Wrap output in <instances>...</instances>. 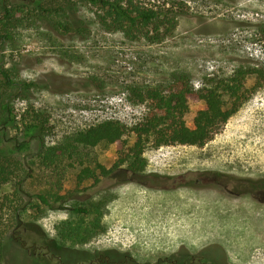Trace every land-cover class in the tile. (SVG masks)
Returning a JSON list of instances; mask_svg holds the SVG:
<instances>
[{
  "label": "rangeland",
  "instance_id": "374dc122",
  "mask_svg": "<svg viewBox=\"0 0 264 264\" xmlns=\"http://www.w3.org/2000/svg\"><path fill=\"white\" fill-rule=\"evenodd\" d=\"M16 1L24 7L10 40L0 44V64L15 80L35 86L15 96L11 106L19 128L32 111L48 120L30 151L18 155L31 172L26 195L17 202L13 183L0 186L1 220L9 222L14 209L27 205L16 233L24 246L50 243L64 222L89 223L101 208L100 230L69 248L103 253L112 263L155 264L180 249H207L218 256L222 250L228 264H264V82L253 91L255 76L246 80L248 99L212 140L203 147L148 145V166L135 177L117 171L99 182L78 183V158L46 159L47 150L67 146L90 126L109 119L127 127L141 121L150 103L139 102L134 88L166 90L182 77L201 89L241 68L264 67V0H132L173 12L176 28L160 42L107 30L98 18L101 10L85 0H74L75 30L62 27L66 23L57 14L43 19L32 6L36 0ZM204 108V102L191 103L186 122ZM115 155L114 146L101 144L79 157L84 165L109 168ZM37 194L56 200L54 209L36 207ZM61 197L66 201H57ZM74 208L87 209L89 216ZM7 259L13 264L9 255L4 264ZM24 259L16 263L29 264Z\"/></svg>",
  "mask_w": 264,
  "mask_h": 264
},
{
  "label": "trees",
  "instance_id": "16d2710c",
  "mask_svg": "<svg viewBox=\"0 0 264 264\" xmlns=\"http://www.w3.org/2000/svg\"><path fill=\"white\" fill-rule=\"evenodd\" d=\"M85 1L101 10L98 18L103 27L109 31L122 32L132 39L145 37L153 42H160L169 35L168 33H172L177 25L175 17L170 18L173 12L161 7L139 6L132 0ZM74 3V0H51L48 7L42 0H36L32 6L43 19L59 15L66 23L62 27L73 30L76 23ZM23 5L14 0H10L6 5L5 0H1L0 44L4 45L10 40L9 30L19 23L17 13L22 12ZM261 31L264 34V24ZM249 76L256 77V84L252 87L254 91L258 88L256 85L264 82V67L248 70L241 68L232 78L201 89L194 88L182 77L176 78L166 90L159 87L134 88L131 91L139 102L150 103L148 112L141 121L127 127L119 120H105L78 132L73 142L67 143V146L50 148L46 152V159L50 161L52 158H78L77 163L82 164L77 174L78 183L88 180L99 182L117 171L128 172L135 177L143 173L148 166L144 156L148 145L156 149L174 145L203 147L212 140L248 99L251 90L246 87V80ZM34 86L33 83L15 80L8 68L0 64V186L13 183L17 202L26 195L24 185L31 174L18 155H26L30 151L33 138L45 131L48 120L32 111L31 115L28 114L29 119H22L23 126L19 128L17 115L10 101L21 93H27ZM200 102L205 103V108L199 110L192 123L188 124L185 116L190 111V104ZM12 129H16L18 134L13 135ZM128 137L132 138V144ZM101 144L115 147L116 155L111 167L107 168L97 162H91L89 165L80 162L82 157H79V154L82 150H89ZM33 197L39 202L36 207L54 209L56 200L51 202L45 194ZM29 198L31 199V196ZM56 199L59 202L66 201L63 197ZM26 209L27 205L14 209L9 222L0 219V264L5 263L8 255L13 264H17L16 262L24 256L26 259L24 241L22 236L16 234L23 226L20 217L21 212L27 211ZM74 211L82 218L89 216V211L85 208H74ZM102 214L101 208H97L95 218L89 223L84 220L64 222L59 228L58 238L46 245L55 249L66 247L69 243H86L100 230ZM10 235L19 244L14 242L13 245L9 239ZM29 264L47 263L43 258H33Z\"/></svg>",
  "mask_w": 264,
  "mask_h": 264
},
{
  "label": "flooded vegetation",
  "instance_id": "af4514ba",
  "mask_svg": "<svg viewBox=\"0 0 264 264\" xmlns=\"http://www.w3.org/2000/svg\"><path fill=\"white\" fill-rule=\"evenodd\" d=\"M171 191L174 190H168V192ZM47 243L48 241L44 239V243H39L38 246L35 244L30 248L24 247L23 250L26 253L25 260L28 263L33 258H43V260L49 261L50 263L52 260H55L56 264H135L125 261V263H112L103 253L97 255L88 254L86 252H80L76 247L69 248L66 246L53 249L47 246ZM220 252L221 256H218L215 252H208L207 249L196 253H190L187 250L180 249L178 252L159 260L155 264H228L225 260L224 252L222 250Z\"/></svg>",
  "mask_w": 264,
  "mask_h": 264
},
{
  "label": "bare ground",
  "instance_id": "6f19581e",
  "mask_svg": "<svg viewBox=\"0 0 264 264\" xmlns=\"http://www.w3.org/2000/svg\"><path fill=\"white\" fill-rule=\"evenodd\" d=\"M212 202H213V201H212ZM172 209H173V208H172ZM196 209H197V207H196ZM172 211H173V210H172ZM203 212H204V210H203ZM203 212H202V213H203ZM176 213H177V212H176ZM176 213H175V214H176ZM177 215H178V214H177ZM169 216H170V215H169ZM171 216H172V215H171ZM175 216H176V215H175ZM178 216H179V215H178ZM191 216H192V215H191ZM176 218H177V217H176ZM180 218H181V217H180ZM182 218L184 219V217H182ZM186 218H188V217H186ZM193 218H194V217H193ZM193 218H192V219H193ZM189 219H190V218H189ZM199 219H200V218H199ZM177 220H178V218H177ZM194 220H195V219H194ZM202 220H203V219H202ZM184 221L186 222V221H188V220H184ZM191 221H192V220H191ZM191 221H190V222H191ZM196 221H197V220H196ZM196 221H194V222H196ZM203 221H204V220H203ZM207 221H208V220H207ZM203 224H204V226L206 227L205 223H203ZM204 226H203V227H204ZM207 226H208V224H207ZM210 226H211V225H210ZM210 226H208V227H210ZM212 226H214V225H212ZM208 227H207V228H208ZM201 229H202V228H201Z\"/></svg>",
  "mask_w": 264,
  "mask_h": 264
}]
</instances>
